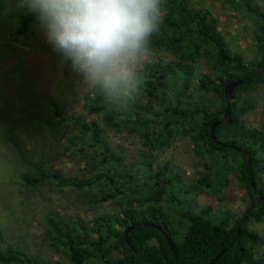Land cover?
Listing matches in <instances>:
<instances>
[{
    "label": "trees",
    "instance_id": "1",
    "mask_svg": "<svg viewBox=\"0 0 264 264\" xmlns=\"http://www.w3.org/2000/svg\"><path fill=\"white\" fill-rule=\"evenodd\" d=\"M226 1L242 7L253 19L251 39L256 48L251 61L231 51L208 8L194 6L191 0H165L159 29L152 37V52H166L172 59L150 60L136 99L124 108L110 107L90 89L83 104L86 114L57 115L63 128L58 132L59 140H64L71 156L83 159L88 178L66 177L58 170H37L35 176L23 180L28 184L52 181L60 189L98 187L96 202L114 201L121 208L118 213H102L88 220L45 217V241L70 264H127L132 255L123 230L142 221L164 228L173 242L178 264H208L221 250L225 251L214 264H264V255L257 250L264 245V238L248 227L251 220L264 221V183L259 180V174L264 173V126H249L245 114L251 106L246 100L239 102L245 91L258 85L264 90V74L252 77L264 68V13L253 0ZM17 24L19 35L37 26L34 15L27 10L18 13ZM202 59L210 67L207 74L197 72ZM237 79L244 81L232 92V122L217 124L213 130L217 144L209 133L210 124L224 115V87ZM108 130L133 134L150 150L164 147L173 137H187L194 153L207 154L212 157L211 163L216 162V166L209 167L211 179L198 178L202 187L213 192L219 181L223 185L227 181V162L241 157L238 174L244 190L243 213L234 217L225 211L216 222L208 218L209 206L192 215L183 213L178 221L186 219V225L182 239L176 241V232L166 218L169 209L162 202L174 193L188 192V186L176 169L166 164L154 167L144 160H134L127 166L115 152ZM244 151L250 156V176L263 203L247 214L236 237L240 218L258 201L249 184ZM219 160L224 161L223 165H217ZM128 243L134 251L131 264H175L172 250L155 227L139 225L132 229ZM0 264L61 263L6 245L0 250Z\"/></svg>",
    "mask_w": 264,
    "mask_h": 264
},
{
    "label": "rangeland",
    "instance_id": "2",
    "mask_svg": "<svg viewBox=\"0 0 264 264\" xmlns=\"http://www.w3.org/2000/svg\"><path fill=\"white\" fill-rule=\"evenodd\" d=\"M191 1L192 5L213 12L218 29L233 53L247 62L254 58L253 19L242 7L230 5L226 0ZM253 3L264 13V0ZM22 11L25 10H17L0 0V250L12 245L32 256L70 264L45 241V217L88 220L102 213H118L121 208L114 201L96 202L100 194L98 187L60 189L52 181L28 184L23 180L35 176L37 170H58L66 177L88 178L83 159L71 156L64 140H59L58 132L63 128L57 115L86 114L83 104L91 88L61 60L38 26L25 34L17 33V15ZM171 59L170 54L161 52L153 53L150 60ZM198 64L199 74L209 72L205 60ZM243 100L251 106L245 114L247 124L256 128L264 126L263 88L258 85L245 91L239 97V102ZM107 136L127 166L134 160H144L154 167L166 164L175 168L188 186V192L174 193L162 202L169 209L166 218L176 232V241L182 239L186 225V219L178 221L183 213L192 215L209 206L208 218L213 222L221 219L225 211L234 217L243 213L244 190L238 174L241 157L227 162V181L224 185L219 181L213 192L202 187L198 178L211 179L209 167L216 166V162L211 163L212 157L207 154L194 153L187 137H173L164 147L150 150L133 134L108 130ZM223 163L219 160L217 165ZM259 180L264 183V173L259 174ZM248 227L264 238V221L251 220ZM257 250L264 255V245Z\"/></svg>",
    "mask_w": 264,
    "mask_h": 264
},
{
    "label": "clouds",
    "instance_id": "3",
    "mask_svg": "<svg viewBox=\"0 0 264 264\" xmlns=\"http://www.w3.org/2000/svg\"><path fill=\"white\" fill-rule=\"evenodd\" d=\"M31 12L47 43L103 102L139 95L165 0H4Z\"/></svg>",
    "mask_w": 264,
    "mask_h": 264
},
{
    "label": "water",
    "instance_id": "4",
    "mask_svg": "<svg viewBox=\"0 0 264 264\" xmlns=\"http://www.w3.org/2000/svg\"><path fill=\"white\" fill-rule=\"evenodd\" d=\"M261 74H264V68L261 72H257L255 74L252 75V77H255L257 75H261ZM244 81V79H237V80H234V81H231V82H228L225 87H224V95H225V100H226V108H225V113L224 115L222 116V118L218 119V120H215L213 121L211 124H210V129H209V133L212 137V140L215 142V143H219L218 141H216L215 139V136H214V133H213V130H214V127L217 125V124H227V123H231L232 120L230 119V114H229V108H230V103H231V100H232V92L234 90V88H236L237 86H239L242 82ZM238 151H241V150H238ZM244 154H246L247 156V159H246V172L247 174L249 175V184H250V187L252 189V191L257 194V205L249 210H247L243 215L242 217L240 218L239 222H238V226H237V232H236V237L239 233V230H240V225H241V222L246 218L247 214L250 212V211H253V210H256L259 208V206L263 203V197L260 193V191L255 187L254 183H253V179L252 177L250 176V156L247 152L244 151ZM139 225H143V226H151V227H155L157 230H159L166 243L169 245L170 249L172 250V253H173V256H174V259H175V264H178L177 261H176V251H175V248H174V245H173V242L171 240V237L166 234L164 232V228L159 225V224H156V223H153V222H149V221H142V222H138V223H132V224H129L128 226H126L123 230V239H124V242H125V245L127 246L128 250L130 251L131 253V258L129 260V262L127 264H131L132 263V260H133V254H134V251L133 249L130 247L129 243H128V234L129 232L138 227ZM225 250H221L208 264H214L218 259L219 257L221 256V254L224 252Z\"/></svg>",
    "mask_w": 264,
    "mask_h": 264
}]
</instances>
